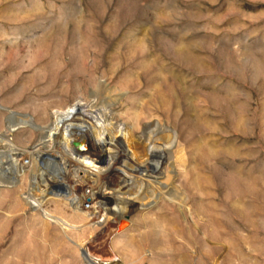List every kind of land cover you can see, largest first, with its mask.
<instances>
[{"label": "rangeland", "instance_id": "obj_1", "mask_svg": "<svg viewBox=\"0 0 264 264\" xmlns=\"http://www.w3.org/2000/svg\"><path fill=\"white\" fill-rule=\"evenodd\" d=\"M76 104L143 167L129 226L92 222L80 198L34 202L44 167L107 191L114 147L10 162L50 148ZM97 247L117 264H264V0H0V264H97Z\"/></svg>", "mask_w": 264, "mask_h": 264}, {"label": "bare ground", "instance_id": "obj_2", "mask_svg": "<svg viewBox=\"0 0 264 264\" xmlns=\"http://www.w3.org/2000/svg\"><path fill=\"white\" fill-rule=\"evenodd\" d=\"M133 52L135 53L139 52L140 54H143V49L138 48V50H135ZM134 65L135 64L131 63L130 66L134 68ZM137 65L135 68H138V69L142 68L141 70H145L146 67H149L148 63L144 61L139 62ZM118 69L112 70L111 75L114 76V74L118 72ZM142 75L143 77H145V73ZM147 79L149 80V82L152 81L151 78H147ZM160 112H161V115L166 114V110L161 109ZM98 128L99 127L93 122L92 116L88 115L85 112L83 106L80 104H76L73 106L72 113L62 114V112H55L54 125L51 131L50 139L48 141L50 144V148L46 147L43 143H40L34 149L26 151L23 154H20V153L11 154L10 153L11 154L10 162L16 168V172H18L19 174L21 172L20 170L25 168L24 165H26L25 163L26 160H31L33 158L37 160L46 159V158H49L51 155L54 156L55 158H58L62 154V151L60 148L61 140L66 141V144H72L71 145L72 147H74L73 144L75 142L79 143L77 145L78 148L76 149H78L80 152L81 150H83L82 152L89 151L88 153H90V155L97 154V155L103 156L105 154V150L107 147H114L116 149V152H115V155L117 156L116 163L114 167H112V172L109 174L110 176L108 175L106 177V180L110 183V184L108 183L109 185L107 184L109 186L107 191L101 192V193L97 192L94 195H88V193L86 194L87 190L94 191L96 188H94L91 184L77 185L74 188L72 184H70V182L67 181V178L69 177V173L66 174L61 168H58V170H56V172L54 173V176L51 175L52 178L46 179L44 178L45 174L43 172L46 171L47 167L45 168L43 166L44 168H42L43 169L42 171H39V172L37 171L38 172L37 178L39 179V182L44 181L43 185H46V188L43 191L44 194L39 195V196L37 195L36 200H34V202L37 201V204H38V205L36 204L37 206L35 207L40 208L42 205V203L40 202L42 201V198L45 196H49V195L53 196V197H49V199L50 198L56 199L57 197L55 196H58L60 199H63L70 203L76 202L80 198L81 202L78 204V206L83 209L85 208V206L89 205L88 211L91 216L92 222H96L98 224L99 218L106 217L108 215L120 221L128 219L130 210L133 208V205L135 203L133 202V199H129V197L126 198L123 196V194L127 195L130 193L129 187L132 182L131 181L132 177L134 178L137 175H139L140 174L139 171L143 167L141 166L139 167L137 165L134 167L130 166L127 168L122 167L119 164L120 159L127 160L129 159V157L127 156V153L123 151V148L119 149L117 147L118 145L121 148L120 141L118 140L117 142L116 140H114V136L110 137L106 134H103L102 132L99 131ZM144 170L149 173V170H146V168H144ZM112 173L113 175H111ZM15 174L17 173H14V175ZM74 182L75 181L72 180V183ZM53 188H55L56 190H53ZM60 190L62 192L58 193V191ZM76 193L79 195L76 196L75 195ZM116 223L117 222H114V221H112V223H108V227L105 226L101 234L97 235L99 239L104 238L103 235L107 230L110 231L111 229V232L115 233V229H113L112 226L115 225ZM108 236L110 235L108 234ZM99 243H100V240H99ZM98 247L96 249L97 251L95 250V252L92 251L91 249H90V252L86 250V255L88 254V257L91 261L96 262L97 264H110V262L117 261V257L113 259V256L111 257L105 256L102 253V251L104 250L102 249L101 251ZM90 264H94V263L90 262Z\"/></svg>", "mask_w": 264, "mask_h": 264}, {"label": "water", "instance_id": "obj_3", "mask_svg": "<svg viewBox=\"0 0 264 264\" xmlns=\"http://www.w3.org/2000/svg\"><path fill=\"white\" fill-rule=\"evenodd\" d=\"M79 143H74L73 144V146L75 147V148H78L77 147V145H78ZM83 150H81V152H82ZM119 226L121 227V226H129V220L127 219V220H122V221H120V223H119ZM110 264H117L116 262H110Z\"/></svg>", "mask_w": 264, "mask_h": 264}, {"label": "built area", "instance_id": "obj_4", "mask_svg": "<svg viewBox=\"0 0 264 264\" xmlns=\"http://www.w3.org/2000/svg\"><path fill=\"white\" fill-rule=\"evenodd\" d=\"M80 202H81V199H80ZM80 202H79V203H80Z\"/></svg>", "mask_w": 264, "mask_h": 264}]
</instances>
